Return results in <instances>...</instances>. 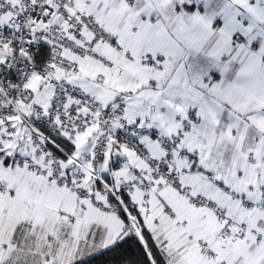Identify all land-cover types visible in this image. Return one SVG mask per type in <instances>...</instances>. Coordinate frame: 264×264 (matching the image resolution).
<instances>
[{
  "label": "snow or ice",
  "instance_id": "1",
  "mask_svg": "<svg viewBox=\"0 0 264 264\" xmlns=\"http://www.w3.org/2000/svg\"><path fill=\"white\" fill-rule=\"evenodd\" d=\"M0 264H264V0H0Z\"/></svg>",
  "mask_w": 264,
  "mask_h": 264
}]
</instances>
